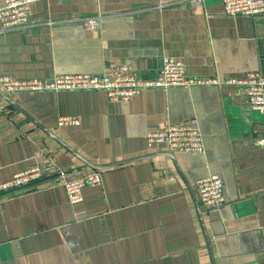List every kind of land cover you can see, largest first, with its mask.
<instances>
[{
	"label": "crops",
	"instance_id": "crops-1",
	"mask_svg": "<svg viewBox=\"0 0 264 264\" xmlns=\"http://www.w3.org/2000/svg\"><path fill=\"white\" fill-rule=\"evenodd\" d=\"M167 56L218 83L145 88L127 101L102 90L9 96L0 85L1 181L40 152L69 177L101 173L75 204L48 180L0 194V264H264V112L226 83L263 73L264 16L226 15L222 0H35L27 23L0 31V76L18 79L121 64L154 79ZM60 116L80 123L60 127ZM191 119L203 152L148 147L152 131ZM147 154L104 169L79 158L106 165ZM208 174L224 182L225 204L211 214L194 186Z\"/></svg>",
	"mask_w": 264,
	"mask_h": 264
},
{
	"label": "built area",
	"instance_id": "built-area-1",
	"mask_svg": "<svg viewBox=\"0 0 264 264\" xmlns=\"http://www.w3.org/2000/svg\"><path fill=\"white\" fill-rule=\"evenodd\" d=\"M35 0H3L0 8V31H8L29 21L31 4ZM202 0H195L200 4ZM223 11L230 16H264V0H222ZM92 28L99 25L98 20L90 19ZM214 78H193L186 74V67L180 59L164 57L162 67L154 79L141 78L127 64L114 67L109 73L59 74L53 79H18L9 75L0 76V85L4 92L13 96L24 92L42 91H82L102 90L111 101H127L140 94L145 88L155 87H191L203 84H216ZM238 85L246 103L254 110L264 112V74L247 73L243 77L226 81ZM80 120L73 116H60L58 125H78ZM148 147L165 146L170 151L181 153H201L204 150L203 138L196 119L182 124H172L163 129L152 131L146 137ZM264 146V136L256 140ZM48 180L51 185L63 186L70 203L83 200L82 190L86 185H99L101 173L97 170L75 171L69 177L44 152L36 157V163L16 173L7 181L0 180V194L24 188H33L41 181ZM196 196L204 213L219 211L225 204L224 182L218 174L199 177L195 183Z\"/></svg>",
	"mask_w": 264,
	"mask_h": 264
},
{
	"label": "water",
	"instance_id": "water-1",
	"mask_svg": "<svg viewBox=\"0 0 264 264\" xmlns=\"http://www.w3.org/2000/svg\"><path fill=\"white\" fill-rule=\"evenodd\" d=\"M263 74H264V67H263V70H262ZM9 102L11 103V105H13L14 107H16L17 109L19 110H22L20 109V107L14 103L11 99L9 100ZM24 112V111H23ZM151 157L150 154H147V155H143L141 157H135V158H131V159H127V160H124V161H116V162H112V163H108L106 165H96V164H93L91 162H89L88 160L82 158L79 156V158L85 163L86 166L92 168V169H104V168H109V167H113V166H117V165H120V164H124V163H129V162H133V161H137V160H141V159H146V158H149ZM174 159V158H172ZM174 162H175V159H174ZM176 164V162H175ZM178 169V168H177ZM179 171V170H178ZM180 173V171H179ZM199 214V219H200V222H201V225H202V228H203V231H204V234L206 236V240L207 242L209 243V239H208V236L206 235V230H205V226H204V222H203V216H202V213L201 212H198Z\"/></svg>",
	"mask_w": 264,
	"mask_h": 264
}]
</instances>
